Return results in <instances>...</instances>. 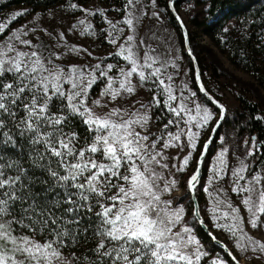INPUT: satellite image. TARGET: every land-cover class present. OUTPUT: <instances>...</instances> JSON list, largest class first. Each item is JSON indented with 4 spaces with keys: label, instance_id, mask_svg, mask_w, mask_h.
Instances as JSON below:
<instances>
[{
    "label": "snow or ice",
    "instance_id": "1",
    "mask_svg": "<svg viewBox=\"0 0 264 264\" xmlns=\"http://www.w3.org/2000/svg\"><path fill=\"white\" fill-rule=\"evenodd\" d=\"M151 3L155 5L156 0ZM173 3L174 0H169L170 7ZM142 6V0H125L122 9H115L123 11L124 15L114 22L107 18L106 10L93 11L75 3L70 5L86 16L99 13L109 26L105 30L106 40L117 45V51L108 55L119 57L127 65L119 68L116 76L109 75L116 68L111 63L106 66L99 62L72 64L65 69L55 61L67 53L52 51L40 36L34 37L36 43L28 38L36 28L25 31L22 26L0 40V264H79L81 258L89 264H201L208 256L191 227L184 224L177 229L184 222V207H173L171 200L163 199V194L178 183L175 178L168 179L165 170L170 172L174 168L177 173L186 170L197 151L200 130L214 117L208 107L189 100L182 91L174 94L173 77L166 75V69L169 63L173 67L175 63L160 60L147 38L137 35L142 17L146 15L140 11ZM26 11H17L11 20L0 23V35L6 32L11 21ZM176 18L180 20L179 16ZM78 25L82 26L81 36L95 35L91 31L92 23H86V19H78L69 33ZM126 30L129 34L124 36ZM40 31L55 39L47 28ZM57 35L56 47H67L68 52H87L82 46H67L63 32ZM121 38L122 42L118 43ZM141 48L150 50L141 55ZM87 55L92 53L87 52ZM157 64L159 66H155ZM101 80L107 83L90 106V90ZM146 85H151L147 91L152 93L147 104L141 103L135 110L108 108L110 103L119 104L125 97L136 96L138 86ZM200 90L206 91L203 86ZM57 100L60 107L53 112ZM135 103L131 101L132 105ZM189 103L193 107H189ZM161 105L174 118L163 124L160 135H155L149 127L150 112ZM217 107L219 119L212 132L225 119L224 106L217 104ZM96 108L106 110L98 113ZM76 118L91 134L84 139V146H81L80 133L73 130ZM171 127L176 131H171ZM20 140L28 143L27 167L19 159H6L4 155L9 147L17 148ZM209 143L211 137L203 144L196 170L187 180L191 192H195L200 182L201 165ZM185 146L187 154L179 165L169 164L165 150H183ZM260 148L261 143L251 137L246 158L255 156ZM227 152L228 149L223 148L218 153L217 164L210 166L212 175L203 190L213 196L209 188L224 179L226 170L230 171L231 190L241 196L240 203L250 213L248 225L262 229L264 175L256 172L247 178L245 173L250 169L246 158H238L239 166L228 169ZM34 169L41 172L42 178L35 176ZM37 187L43 191V196L36 191ZM222 205L226 210L221 209ZM96 208L99 211L94 212ZM209 212L213 226L227 232L241 252L251 249L253 254L264 255V240L245 231V219L239 207L216 195ZM193 214L198 216L199 209L195 208ZM85 220L89 223L81 231ZM220 220L225 222H216ZM22 229L31 234H17ZM89 231L97 238L95 246L89 250L94 258L81 257L75 250L81 236L86 237ZM38 232L49 233V238L36 239ZM209 236L216 241L211 232ZM70 246L72 251L66 255L65 250ZM227 254L233 264H239L232 251ZM210 264L227 262L213 257Z\"/></svg>",
    "mask_w": 264,
    "mask_h": 264
},
{
    "label": "rangeland",
    "instance_id": "2",
    "mask_svg": "<svg viewBox=\"0 0 264 264\" xmlns=\"http://www.w3.org/2000/svg\"><path fill=\"white\" fill-rule=\"evenodd\" d=\"M5 1L6 0H0V23H6L11 20V16L17 11L25 9L27 11L23 16L17 17L16 20L9 23L6 32L3 35H0V40H3L13 30L20 29L22 26L25 31L31 28H36L37 30L35 32L29 33L28 38L33 39V42L36 43L34 37L40 36L43 42L48 45L52 51L57 53H67L61 55L60 60L55 61L57 64L65 67V69L72 64L95 65L99 62L102 66H106L111 63L115 64L116 68L113 72L109 73V75L116 76L119 68L127 67L126 62L120 60L119 57L108 55L109 53H115L117 51V45L107 42V33L105 30L108 29L109 26L105 23L101 15L97 13L94 16H86L84 12L70 7L71 4L75 3L93 11L97 9L106 10L105 14L107 18L115 22L120 20L124 15L123 11H115V9H122L125 0H59L57 3L48 8L41 6H9L8 3H5ZM163 4L164 0H156L155 5L151 3V0H142L143 6L140 8V11L146 13V15L142 17V23L139 27L137 35L138 37L147 38L148 45L150 48H154L156 50L154 55H158L160 60H167L175 63V67L172 66V63H169L166 69V75H171L173 77L171 83L174 85V94L179 95L182 91L185 96L189 97V100L194 99L202 106L208 107L209 111L212 112L214 117L213 120L209 122L207 127L200 130L201 135L197 146L198 151L202 142L207 138L210 129L217 118V111L205 103L197 94L193 85V70L188 60L189 58L184 53L181 34L177 27L169 19ZM178 7L187 28L192 30L191 46L195 56L201 63V73L203 79L206 81L208 87L216 95L218 100L226 107V113L229 120H231L233 100L235 95L239 92H244L249 98L257 102L262 111H264V87L252 75L232 64L227 59V56L215 46L212 39L201 33L199 29L193 25V19L196 18L197 20H201L205 17V0H183ZM153 12H156L157 15L153 16ZM37 14H39V16H37ZM78 19H86V23L91 22L93 25V29L91 31H94L95 35L85 34L84 36H81L80 29L82 26L79 25L76 30L69 33V28L74 23H77ZM41 28H47L50 32H52L55 39L45 35L42 31H40ZM58 32H63L65 34L67 46H82L87 49V52H91L92 55H87V52H68L67 47H56V44L59 41V36L57 35ZM127 34L129 33L126 30L123 35L126 36ZM120 42H122V38L118 39V43ZM149 50V48H141L140 54L143 55L144 51ZM155 66L159 65L157 64ZM106 83V80L98 81L90 90V106L91 101L100 96V92L105 87ZM134 83L138 84V81L134 79ZM185 84L187 85L186 88L184 87ZM150 86L151 85H146L144 88H140L138 86V94L136 96L125 97L120 100L119 104L110 103L108 108L118 106L121 108H131L132 110H135L136 108H139L141 103L147 104L151 100L152 96V93L147 91V88ZM65 87H70V85H65ZM192 93H195V97H192ZM132 100L136 101L134 105L131 104ZM188 106L193 107L191 103H189ZM161 107H163V105H161ZM153 109L150 112L151 120L149 122V127L155 135H160L159 130L162 126H158V121L153 114ZM105 110L106 109L96 108L98 113ZM160 110L162 111V109ZM163 110V114L168 113L165 109ZM173 118L174 117L170 115L167 120ZM161 119L163 120V117H161ZM181 127H184V125L181 124ZM170 130L175 132L176 128L171 127ZM193 130L195 131L196 129ZM220 137H224V139L221 140ZM250 147V143L245 144L244 139H238L234 136L230 125L223 124L214 140L212 153L206 157L205 172L202 175L196 192L199 193L201 198L200 211L204 219L207 220L213 233L228 245L233 254L237 256V259L240 262L247 264H264V255H260L259 253L253 254L251 249L247 252H241L234 246L235 240L230 237L227 232L213 226L214 221L211 219L212 214L209 212V208L211 207L214 196L218 195L220 199L230 200L233 206L240 208V215L245 219L244 227L246 232L253 237L264 240V228L252 229L247 223V220L250 218V213H247L244 210V206L240 203L241 196L233 193L231 190L232 177L230 171L226 170L223 174L224 179L216 181L213 186L209 188V192H212L213 196H210L203 190L204 186L207 184L208 178L212 175L210 166H215L217 164L218 153L223 148L228 149L225 159L228 163V169H232L239 166V159L246 158L247 151ZM187 150L186 146L183 150L179 148H169L165 150V155L169 157L168 163H175L179 165L180 160H182L183 156L187 154ZM197 151L193 153V157L184 172L177 173L174 168L171 169L170 172L165 170L164 175L168 179H177L178 183L170 192L163 194V199L171 200L173 207L180 205L184 207V222L181 225H178L177 229L183 227L184 224H187V226L192 228V234L200 241V245L203 250L208 252V256L203 258V260H206L208 264H210L211 258L218 257L225 260L227 264H233L232 262L230 263L223 255L211 250L195 232L196 221L192 216L191 202L188 192L186 191V180L193 170ZM173 157H176V159H173ZM245 163L249 165L250 169V172L245 173V176L250 178L251 174H255L258 171L254 172L253 169H251L252 161L250 160V157L245 159ZM243 183H245V181H241V184ZM220 188L224 191L217 192L216 190ZM114 191L115 190H113V192ZM221 209L226 210L223 205L221 206ZM216 222L224 223L225 221L220 220Z\"/></svg>",
    "mask_w": 264,
    "mask_h": 264
},
{
    "label": "trees",
    "instance_id": "3",
    "mask_svg": "<svg viewBox=\"0 0 264 264\" xmlns=\"http://www.w3.org/2000/svg\"><path fill=\"white\" fill-rule=\"evenodd\" d=\"M58 1L59 0H6L5 3H8L9 6L10 5H16L19 7L41 6L48 8L51 5L57 3ZM181 1L183 0H179L176 2V10L179 14L180 12L178 5L181 3ZM166 2L167 0H164L163 5L169 16V19L179 30L178 26L176 25L175 21L173 20L172 16L170 15L166 7ZM205 4H206L205 17L202 18L201 20H197L196 18L193 19V25L197 29H199L201 33L209 36L212 39L215 46L227 56V59L232 64H234L239 69L252 75L264 87V0H205ZM224 28H228L229 30L227 32H224L223 31ZM191 32L192 30L188 29L190 42L192 39ZM197 60L201 69V63L198 58ZM202 80L208 91L216 97V95L208 87L206 81L203 79V76H202ZM194 88L197 94L199 95V97L209 106H211V104L198 92L195 85ZM59 107H60V102L58 100L54 101V106L52 107V111L56 112ZM160 109L164 111L163 110L164 107L161 108L154 107L153 114L156 118L159 117V119H157L158 126H163L164 123H167V118H169L171 114L169 112L167 114H163V112ZM161 117H163V120L161 119ZM230 119L231 120H229L228 115L226 113V118L223 124L230 125L231 129L233 130L234 136L236 138L248 140V143L251 144V137H255L257 142L261 143L260 151L257 152L255 156L250 157V160L252 161L251 169H253L254 172L256 171L261 172V174L263 175L264 174L263 172L264 171V111H262L260 105L257 102L249 98L244 92H239L235 95V98L233 100V107H232V113ZM73 124L75 125V128L73 130L80 133L81 146H84V139L86 137H89L91 134L87 132V129L82 124L79 118L74 119ZM6 130L7 129H5V131ZM67 130L68 129H66V131ZM17 138L19 139V137ZM88 142L90 143L91 140L89 139ZM213 145L214 142L212 143L209 149L207 157L212 153ZM201 146L197 151L194 167L192 172L189 174V176L195 170L196 160L200 153ZM4 155L6 159H12V160L19 159L27 167L29 164L27 141L20 140L19 146L17 148L9 147L8 149L4 150ZM206 159L207 158H205L203 162V174L205 172ZM33 172L35 176L42 178V174L38 169H34ZM188 178L189 177H187V180ZM187 180H186V186H187ZM36 191L39 192L41 196L44 195L43 191L39 187L36 188ZM196 196L200 204L201 198L199 193L196 192ZM96 211H99V208L94 209V212ZM93 219H95L94 215H93ZM205 222L211 230V227L206 219ZM25 223H27V220H25ZM88 223L89 222L87 220L83 221V223L80 226L81 231L84 227L88 225ZM15 227L19 228V226H15ZM195 232L197 236L206 245H208V247L211 250L223 255L231 263V261L222 252V250L211 243L210 239L199 228L197 223L195 227ZM17 234L30 235L31 233H29L27 229H22ZM35 238L40 240L49 238V233L38 232ZM96 242H97V238L93 237L91 231L88 232L86 237L81 236L79 242L75 245V250L77 252V255L81 257H83L84 255L92 257V253L89 250L95 246ZM71 251H72V247L70 246L65 250V254L70 255ZM79 264H89V261H86L83 258H81ZM201 264H208V262L202 259Z\"/></svg>",
    "mask_w": 264,
    "mask_h": 264
},
{
    "label": "water",
    "instance_id": "4",
    "mask_svg": "<svg viewBox=\"0 0 264 264\" xmlns=\"http://www.w3.org/2000/svg\"><path fill=\"white\" fill-rule=\"evenodd\" d=\"M179 1V0H174V3L172 4V6L170 7L169 6V0H167L166 2V7L170 13V15L172 16L173 20L175 21L176 25L178 26L179 28V31H180V34H181V38H182V44H183V49H184V53L185 55L189 58V61H190V64H191V67H192V70H193V83L196 87V89L198 90V92L211 104V106L217 111V119H219V108L217 107V104L219 105H223L213 94H211L208 89L206 88L203 80H202V76H201V69H200V66L198 64V60L192 50V46H191V42H190V39H189V35H188V28L186 26V23L184 22V20L182 19V17L180 16V14L177 12L176 10V2ZM177 16L180 17V20L178 21L177 20ZM185 34H187V40H185ZM197 74H199V80H197ZM201 86H203V88L206 90L205 92H201L200 88ZM215 101V103H214ZM224 106V105H223ZM224 109L226 110V107L224 106ZM227 111V110H226ZM225 118H226V113H225ZM215 120V121H216ZM225 120V119H224ZM224 120L220 123V125L217 127V130L215 132H212V128L215 127V121L210 129V132L207 136V138L204 140L203 144L209 140V138L211 137V143H209V147H208V151H207V154L205 156V158L207 157L208 155V152H209V149L212 145V143L214 142L215 138L217 137V134L219 132V130L221 129L222 125H223V122ZM203 144L201 146V150H203ZM199 155L197 157V160L199 159ZM204 158V160H205ZM197 160H196V165H195V170H196V166H197ZM194 170V171H195ZM193 171V172H194ZM193 174V173H192ZM191 174V175H192ZM190 175V176H191ZM202 175H203V164L201 165V174H200V180L202 178ZM189 176V177H190ZM200 183V182H199ZM198 183V185H199ZM197 185V187H198ZM197 190V188H196ZM196 190L195 192H191L189 191L188 189V186H187V192H188V195H189V198H190V202H191V206H192V216L194 218V220L196 221L197 225L199 226V228L204 232V234L210 239L211 243L215 246H217L218 248H220L222 250V252L228 257V259L233 263V261L231 260V257L228 256V251H231V249L228 247V245L222 241L221 239H219L211 230L210 228L208 227V225L206 224L205 222V219L203 217V215L201 214V211H200V204L198 202V199H197V196H196ZM195 208H198L199 209V215H194L193 214V210ZM202 221V222H201ZM209 232L212 233L213 236H215L217 239L216 241H213L211 239V237L209 236ZM223 245V246H222ZM226 246V247H225ZM239 264H247V263H243V262H240L239 261Z\"/></svg>",
    "mask_w": 264,
    "mask_h": 264
}]
</instances>
